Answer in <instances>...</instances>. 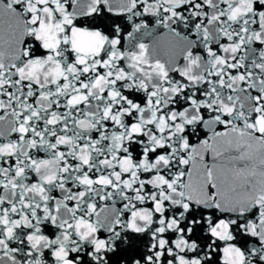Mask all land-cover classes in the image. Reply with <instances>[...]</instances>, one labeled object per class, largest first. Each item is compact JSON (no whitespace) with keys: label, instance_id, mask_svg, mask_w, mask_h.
Here are the masks:
<instances>
[{"label":"snow or ice","instance_id":"obj_1","mask_svg":"<svg viewBox=\"0 0 264 264\" xmlns=\"http://www.w3.org/2000/svg\"><path fill=\"white\" fill-rule=\"evenodd\" d=\"M0 264H264V0H0Z\"/></svg>","mask_w":264,"mask_h":264}]
</instances>
